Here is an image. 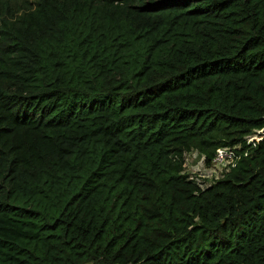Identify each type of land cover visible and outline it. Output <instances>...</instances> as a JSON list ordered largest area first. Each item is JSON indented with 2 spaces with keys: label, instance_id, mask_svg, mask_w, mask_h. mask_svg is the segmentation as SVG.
<instances>
[{
  "label": "trees",
  "instance_id": "16d2710c",
  "mask_svg": "<svg viewBox=\"0 0 264 264\" xmlns=\"http://www.w3.org/2000/svg\"><path fill=\"white\" fill-rule=\"evenodd\" d=\"M262 126L264 0H0V264H264Z\"/></svg>",
  "mask_w": 264,
  "mask_h": 264
},
{
  "label": "built area",
  "instance_id": "2783aa9c",
  "mask_svg": "<svg viewBox=\"0 0 264 264\" xmlns=\"http://www.w3.org/2000/svg\"><path fill=\"white\" fill-rule=\"evenodd\" d=\"M263 136L264 126L247 134L245 140L247 144L254 146ZM248 152V149L242 148L240 144L223 145L216 148L214 155L207 162L204 154L199 155L195 149L188 150L184 153V170L189 178L196 179L204 187L222 177L241 157L248 155Z\"/></svg>",
  "mask_w": 264,
  "mask_h": 264
},
{
  "label": "clouds",
  "instance_id": "9594fccd",
  "mask_svg": "<svg viewBox=\"0 0 264 264\" xmlns=\"http://www.w3.org/2000/svg\"><path fill=\"white\" fill-rule=\"evenodd\" d=\"M256 129H257V128H256ZM220 146H223V145H220ZM218 147H219V146H218ZM218 147H217V148H218ZM191 150H192V149H191ZM195 150H196V149H195ZM186 151H188V150H186ZM186 151H185V152H186ZM185 152H184V153H185ZM184 168H185V167H184V154H183V171H184L185 173H187V172L184 170ZM227 171H228V170H227ZM187 174H188V173H187ZM220 178H221V177H220ZM216 180H217V179H216ZM208 185H209V184H208Z\"/></svg>",
  "mask_w": 264,
  "mask_h": 264
},
{
  "label": "rangeland",
  "instance_id": "374dc122",
  "mask_svg": "<svg viewBox=\"0 0 264 264\" xmlns=\"http://www.w3.org/2000/svg\"><path fill=\"white\" fill-rule=\"evenodd\" d=\"M86 264H96V263H92V262H90V263H86Z\"/></svg>",
  "mask_w": 264,
  "mask_h": 264
}]
</instances>
